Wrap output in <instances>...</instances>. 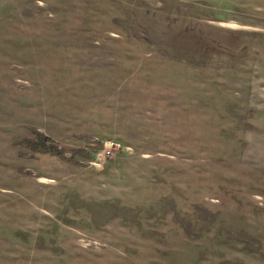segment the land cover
I'll list each match as a JSON object with an SVG mask.
<instances>
[{
	"label": "rangeland",
	"instance_id": "374dc122",
	"mask_svg": "<svg viewBox=\"0 0 264 264\" xmlns=\"http://www.w3.org/2000/svg\"><path fill=\"white\" fill-rule=\"evenodd\" d=\"M262 88L264 0H0V264H264Z\"/></svg>",
	"mask_w": 264,
	"mask_h": 264
},
{
	"label": "crops",
	"instance_id": "0c3cea01",
	"mask_svg": "<svg viewBox=\"0 0 264 264\" xmlns=\"http://www.w3.org/2000/svg\"><path fill=\"white\" fill-rule=\"evenodd\" d=\"M263 99L256 100V107L250 104V107H247L248 112L245 114L247 118L246 130H247V141L254 144L250 146L256 151L258 156L262 155L264 157V88L261 89ZM261 93H258L259 96ZM260 101V102H259ZM248 150L251 149L248 145L245 146ZM254 152V151H252ZM255 153V152H254Z\"/></svg>",
	"mask_w": 264,
	"mask_h": 264
}]
</instances>
